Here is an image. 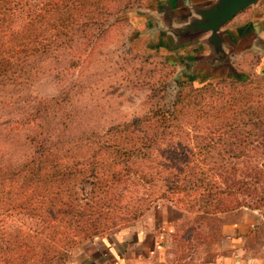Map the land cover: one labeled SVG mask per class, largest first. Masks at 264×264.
I'll list each match as a JSON object with an SVG mask.
<instances>
[{"label":"rangeland","instance_id":"obj_1","mask_svg":"<svg viewBox=\"0 0 264 264\" xmlns=\"http://www.w3.org/2000/svg\"><path fill=\"white\" fill-rule=\"evenodd\" d=\"M167 1H22L28 14L40 15L42 25L36 32L40 37L46 34L45 15H63L66 23L48 30L60 36L51 39L47 48L29 56L20 50L7 72L2 74L0 69V176L11 179L25 165L38 163L42 154L52 155L49 162L59 160L55 166H67L76 173L75 164L87 163L108 129L169 110L179 97L194 95L195 89L208 86L218 92L243 89L263 94L264 73L254 71L255 58L237 77L195 79L189 56L162 44L160 18ZM55 3L69 9L50 13L44 9ZM167 150L161 156L171 160L174 157ZM216 156L212 151L207 161ZM249 158L263 161L264 155L244 153L239 159ZM153 172L149 183L132 170L119 182L99 189L87 174L77 176L70 189L77 195L71 222L80 227L64 239L58 235L46 243L59 258L56 263L39 257L35 264H88L90 254L96 252L95 243L109 242L137 228L158 207L173 209L172 231L163 259L149 264H207L230 254L234 240L230 228L238 220L257 222L243 246L248 258L264 264V220L258 211L240 208L208 215L191 206L189 195L195 189L187 185L177 191L167 185L164 179H170V174L178 177L179 171L158 167ZM3 216L0 239L13 241L18 226L34 227L23 215L7 211Z\"/></svg>","mask_w":264,"mask_h":264},{"label":"trees","instance_id":"obj_2","mask_svg":"<svg viewBox=\"0 0 264 264\" xmlns=\"http://www.w3.org/2000/svg\"><path fill=\"white\" fill-rule=\"evenodd\" d=\"M22 1L0 0L2 74L15 64V54L20 50L29 56L47 48L51 39L60 36L48 30L66 23L63 15H45L46 34L40 37L36 33L42 25L40 15L28 14L22 9ZM44 9L50 13L69 7L55 3ZM191 92L194 95L188 94L183 100L179 97L169 110L108 129L87 163L75 164L79 167L76 173L67 166H55L59 160L49 162L52 155L42 154L38 163L25 165L11 179L1 175L0 222L10 211L23 215L34 227L18 226L13 241L0 239V264H35L39 257H44L43 262L56 263L59 258L45 245L58 235L59 239L66 238L64 235L80 227L71 222L77 195L70 189L77 176L86 174L99 189L119 182L132 170L147 183L158 167L179 171L178 177L170 174L172 178L164 180L177 191L187 185L195 189L189 195L191 206L206 210L208 215L246 208L258 211L264 220V160L239 159L244 153L264 155V92L253 94L241 89L227 93L208 86ZM160 146L163 153L168 149L174 158L163 159ZM212 151L216 159L208 162ZM222 153L231 156L226 159ZM205 168L209 174H204Z\"/></svg>","mask_w":264,"mask_h":264},{"label":"crops","instance_id":"obj_3","mask_svg":"<svg viewBox=\"0 0 264 264\" xmlns=\"http://www.w3.org/2000/svg\"><path fill=\"white\" fill-rule=\"evenodd\" d=\"M182 12L180 0H168L161 11V17L175 18ZM223 31L236 51L231 55V69L243 73L248 70L247 62L255 58L254 71L264 73V54L251 48L257 36L264 38V0L236 15L224 26ZM181 51L189 56V59H201L208 54V48L201 42L186 45ZM222 76L223 73L208 71L203 65L198 66L194 73L198 81ZM172 210L170 207H158L154 209L153 215L145 217L137 228L123 232L109 242L95 243L96 252L90 254L88 264H149L152 260H162L165 243L172 231ZM254 227H257L256 221L235 222L230 228L234 236L231 243L233 251L207 264H258L257 260L247 257L248 250L243 246L245 240L251 237ZM103 243L106 245H102Z\"/></svg>","mask_w":264,"mask_h":264},{"label":"water","instance_id":"obj_4","mask_svg":"<svg viewBox=\"0 0 264 264\" xmlns=\"http://www.w3.org/2000/svg\"><path fill=\"white\" fill-rule=\"evenodd\" d=\"M262 0H180L183 12L177 17L160 18L162 44L171 48L182 47L196 42L208 48V54L189 63L195 73L203 65L208 71L223 73L224 76H238L230 66L234 54L233 43L223 31L224 26L245 9ZM251 48L264 54V38L257 36ZM220 78V77H219Z\"/></svg>","mask_w":264,"mask_h":264}]
</instances>
